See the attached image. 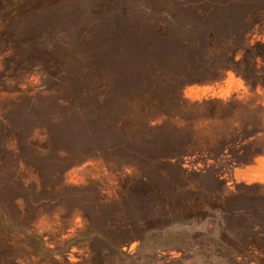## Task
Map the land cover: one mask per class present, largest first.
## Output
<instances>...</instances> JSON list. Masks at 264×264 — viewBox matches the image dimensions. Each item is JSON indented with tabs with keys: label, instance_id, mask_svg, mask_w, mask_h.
<instances>
[{
	"label": "rangeland",
	"instance_id": "obj_1",
	"mask_svg": "<svg viewBox=\"0 0 264 264\" xmlns=\"http://www.w3.org/2000/svg\"><path fill=\"white\" fill-rule=\"evenodd\" d=\"M263 95L264 0H0V264H264Z\"/></svg>",
	"mask_w": 264,
	"mask_h": 264
},
{
	"label": "crops",
	"instance_id": "obj_2",
	"mask_svg": "<svg viewBox=\"0 0 264 264\" xmlns=\"http://www.w3.org/2000/svg\"><path fill=\"white\" fill-rule=\"evenodd\" d=\"M236 98L254 99L243 95L236 96ZM251 103L249 109L264 108V95L261 99L251 100ZM254 121L255 131L236 145L240 147L239 153L243 158L240 165L233 167L231 175L236 183L264 190V113ZM246 151H248L247 154H244Z\"/></svg>",
	"mask_w": 264,
	"mask_h": 264
}]
</instances>
